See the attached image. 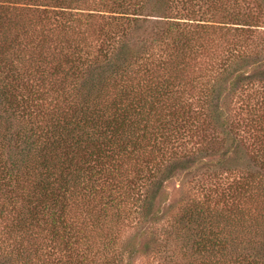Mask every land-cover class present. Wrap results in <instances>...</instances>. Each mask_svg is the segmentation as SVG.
Listing matches in <instances>:
<instances>
[{"label":"trees","instance_id":"obj_1","mask_svg":"<svg viewBox=\"0 0 264 264\" xmlns=\"http://www.w3.org/2000/svg\"><path fill=\"white\" fill-rule=\"evenodd\" d=\"M0 264H264V0H0Z\"/></svg>","mask_w":264,"mask_h":264}]
</instances>
